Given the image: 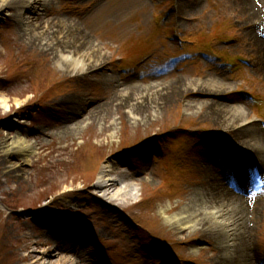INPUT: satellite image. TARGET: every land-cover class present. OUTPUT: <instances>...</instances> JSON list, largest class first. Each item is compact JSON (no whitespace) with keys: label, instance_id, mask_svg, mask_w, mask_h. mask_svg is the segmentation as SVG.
<instances>
[{"label":"rangeland","instance_id":"374dc122","mask_svg":"<svg viewBox=\"0 0 264 264\" xmlns=\"http://www.w3.org/2000/svg\"><path fill=\"white\" fill-rule=\"evenodd\" d=\"M47 1L24 12L35 45L23 39L15 5L0 12V98L9 101L0 106V138L21 135L34 146L28 163L9 159L18 173L0 166V264L225 263L212 233L181 230L167 218L201 189L206 173L230 187L221 162L238 170L248 150L225 127L227 106L248 112L264 141L255 40L264 34V13L248 20L244 0ZM62 24L103 56L99 68L74 75L56 63L70 41ZM209 77L233 90L209 94L188 85ZM132 86L180 93L132 118L121 106L123 89ZM105 165L118 179L107 192L96 187ZM259 192L256 203L239 202L249 207L251 260L264 264ZM167 255L172 262H160Z\"/></svg>","mask_w":264,"mask_h":264},{"label":"bare ground","instance_id":"6f19581e","mask_svg":"<svg viewBox=\"0 0 264 264\" xmlns=\"http://www.w3.org/2000/svg\"><path fill=\"white\" fill-rule=\"evenodd\" d=\"M39 2L43 5L48 4L47 0H0V12H8V10L15 5V13L13 14L14 18L20 27L25 29L23 39L31 45L37 43L34 41L36 34L34 32L35 28H29V22L26 16H24V12H26V10H31ZM243 6L244 12L248 16V20L260 17L264 12V0H254V6L252 5V0H244ZM61 26L62 31L68 34L64 35L70 40L66 43L71 47L68 48V45L65 44L64 47L67 48L68 51L65 53L59 52L60 54L56 51L57 49L53 48L58 54L56 63L60 67L67 68L70 73L74 75H85L88 71L99 68L101 63L98 64L99 59L97 58H101L102 55H94L91 51L89 52L85 49L87 42L84 41L83 37H74L73 39V30H66L64 24ZM59 35L60 34H58V36ZM255 40L257 42L256 49L261 55L259 58L261 62L260 69L264 72V40L259 37H255ZM43 41L44 40L41 42ZM44 43L45 44L43 45L50 47L51 50L52 43L48 40L47 42L44 41ZM188 85L193 92L209 94H214L217 90L228 88L227 84L212 77L206 78L204 82L196 81L194 83H188ZM155 86L158 87V85ZM155 86L153 88H155ZM185 86L186 85H184L181 80V84H179L178 88L181 90L185 88ZM141 87L142 86L127 87L124 88L122 92L124 101L121 102V106L127 110L129 108L128 113L132 118L135 117L136 112L138 113L142 110V107L146 108L154 103L156 105L158 103L164 104L165 102L174 99L176 95L178 96L180 93L179 90L173 93V95H170L169 93L171 92L163 93L162 91L164 89H158L156 92H147L145 91V88ZM136 88L143 90L141 94H138L139 96H137V98H135V95L132 93H129V91L135 90ZM230 90L233 89L228 88L223 93H227V91L229 92ZM141 95H145L144 99L141 102L136 101L140 100L139 98H141ZM135 101L137 103H133ZM8 103L9 101L6 97L0 98V106L8 107ZM22 104L23 101L18 102V108H21ZM231 107V109H229V106L226 108L228 114L232 116L231 120L226 123L225 127H230L231 130L236 131L235 136H237V138L241 136L238 139L242 144L247 146L246 148L248 152H251V156L255 155V158L264 164V141L261 139L259 132L252 126V119L250 118L249 113L239 106ZM235 145L238 146L237 144ZM33 150V144L24 136L16 135L10 137L7 135L2 137L0 138V152L3 157L0 159V166L2 165L4 170L9 169L11 174L18 173L15 164L8 166L10 162L9 159L15 155H20L22 162L28 163L29 154H31ZM112 172L113 170L108 165L101 168L98 173V184L96 185L99 190H105V192H107L118 182L117 177H114ZM202 185L203 186L200 190H196L191 195L187 205L183 207L177 215H174L170 220L167 218L168 223L173 221V225L181 230H195L198 227H203L212 233L216 237L215 241L222 253L220 254L221 257H224L226 260V262L222 264H251L252 253L249 247V239L248 237L246 239L244 238V232L247 231L246 222L248 221L246 206L243 207L240 204L239 198H234L233 194L224 187L215 174L206 173L205 183ZM118 194L119 192L112 195L111 198L113 199L114 196H118ZM9 234L11 235V233ZM245 243L248 245L247 250L244 249ZM28 249L29 248H26L27 251ZM17 251L18 250L16 249V252Z\"/></svg>","mask_w":264,"mask_h":264}]
</instances>
